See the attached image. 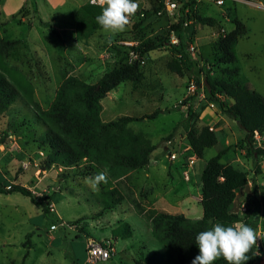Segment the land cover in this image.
<instances>
[{
	"label": "rangeland",
	"instance_id": "1",
	"mask_svg": "<svg viewBox=\"0 0 264 264\" xmlns=\"http://www.w3.org/2000/svg\"><path fill=\"white\" fill-rule=\"evenodd\" d=\"M34 1L35 10L32 0H0V37L20 40L3 57L0 54V71L20 90L17 100L6 112L0 113V182L6 186L24 185L38 197L49 195L52 197L49 206L54 209L43 212L20 192H0V264L145 261L152 251L161 252L163 243L153 236L148 221L136 209L156 208L200 218L203 213L199 200L200 174L206 160L220 150L223 151L221 161L230 162L247 173V184L238 191L234 209L252 217L251 227L264 258V158L253 160L246 155L242 146L245 132L211 101L198 97L193 115L186 113L188 83L193 82L199 93L203 90L206 96V77L221 75L215 42L233 28L234 16L246 28L235 47L239 77L264 97V6L256 3L264 5V0H225L220 7L198 3L196 21L185 29L180 28L185 44L195 46L192 59L197 63L195 71L198 72L185 70L182 75L167 67L170 59L181 56L177 57L175 46L167 43L174 28L164 18L148 17L135 25L138 20L133 16L122 33L98 29L86 38H77L72 13L86 0ZM147 6L140 3L139 11ZM197 15L212 17L215 24H203ZM147 38L162 45L145 54L140 66L142 79L135 85L129 80L123 81L107 93L100 100V117L102 121H109L122 115L141 117L160 110L154 118L129 123L130 128L143 132L155 145L149 169L146 166L149 176L141 175L143 167L119 179L107 175L108 183L94 190L86 183L88 174L74 175L57 165L42 168L48 148L40 143L38 136L44 125L36 118L30 101L47 108L64 74L95 82L118 60V48L129 50ZM183 99L186 104L175 108ZM203 124L215 131L218 142L195 160L186 133L192 125L198 128ZM170 132H173L171 143L167 144L164 137ZM259 135L264 147V133ZM169 152L176 154L174 159L168 156ZM80 165L92 176L107 173L104 168L93 172L87 162ZM64 173L67 176L63 178ZM111 187L121 192L122 199L113 208L103 209L102 200L110 201L112 197H101L100 192ZM241 204L245 205L244 211L239 209ZM125 222L130 225L132 235L125 239L113 237L112 233L123 228ZM89 240H113L110 243L114 250L107 260L89 263L86 260Z\"/></svg>",
	"mask_w": 264,
	"mask_h": 264
},
{
	"label": "trees",
	"instance_id": "2",
	"mask_svg": "<svg viewBox=\"0 0 264 264\" xmlns=\"http://www.w3.org/2000/svg\"><path fill=\"white\" fill-rule=\"evenodd\" d=\"M32 2L35 10V1ZM102 7L106 5L91 4L88 0L79 4L72 13L75 37L86 38L94 31L102 29L95 19ZM157 9L158 6L152 4L151 9L143 10V16L139 15L138 10L134 15L138 20L135 25H139L148 17L154 18ZM197 18L203 24H215V19L212 17L197 15ZM231 22L233 28L219 36L215 42L216 62L220 65L221 75L212 79L206 77V96L203 98L215 104L225 117L237 122L238 127L245 132L242 144L245 153L255 160L260 156L264 158V147L255 145L253 138L255 132L264 133V97L261 93L250 89L239 77V68L235 65L237 59L235 47L238 38L246 33V28L236 16L231 18ZM172 27L178 31L180 37V28L183 27L179 23L173 24ZM19 42V39L9 40L0 37L2 57ZM161 45L162 42L158 43L155 39L147 38L133 49L145 56L147 52ZM174 51L180 53L181 57L170 59L167 63L170 71L180 75L185 70L194 74L198 72L195 71L197 63L189 56L182 37ZM117 54L118 60L95 82L64 74L47 108L43 109L37 102L30 101L36 118L44 125V130L38 136L40 143L48 148L41 162L42 168L48 169L51 165H57L63 168L62 170H67L66 172H73L74 175L92 176L90 171H84L80 167V163L87 162L88 168L93 172L104 168L108 176L119 179L127 172L149 164L155 145L143 132L130 128L129 123L143 118H154L159 109L141 117L122 115L109 121H102L100 117L102 109L100 100L108 92L123 81L129 80L135 85L143 77L141 65L136 62L128 63V49L118 48ZM19 91L18 85L0 71V113L6 112L17 100ZM221 96L224 99H221ZM195 98V95L187 97L188 116L193 115V106L199 102ZM185 104L186 99H183L175 105V108H181ZM193 126L186 133V141L192 153L197 158H202L207 148L217 144L218 138L215 131L206 124L198 128ZM172 134L173 132H170L164 139L170 140ZM222 155L223 151H218L206 160L202 168L200 203L203 213L200 218L192 219L183 214L156 208L136 209V212L148 221L153 236L163 243L161 252L152 251L145 261H136V264H191V260L199 252L195 245V237L198 233L210 230L216 223L226 227L239 223L253 225L250 215L239 213L234 209L238 191L247 184V173L230 162L221 161ZM62 176L66 177L67 173ZM0 192H20L39 205L43 212L50 210L49 201L52 197L49 195L38 197L24 185L6 186L0 182ZM121 195L116 187L102 190L101 197H112L110 201L102 200V208H113L122 199ZM123 225V228L112 233L113 237L125 239L132 235L130 225L127 222ZM109 244L112 246L110 242ZM258 251L260 255H257ZM247 255L250 259L245 264H259L262 251L259 247L253 246ZM213 264H227V262L220 257Z\"/></svg>",
	"mask_w": 264,
	"mask_h": 264
},
{
	"label": "clouds",
	"instance_id": "3",
	"mask_svg": "<svg viewBox=\"0 0 264 264\" xmlns=\"http://www.w3.org/2000/svg\"><path fill=\"white\" fill-rule=\"evenodd\" d=\"M95 2V0H94ZM102 7L95 19L101 28L112 34L127 30L131 18L139 10L135 0H100ZM86 183L94 190H99L101 184H107L106 172H98L86 178ZM195 245L199 252L191 260V264H213L220 257L227 264H245L250 259L247 255L253 246H257L254 229L247 224L224 226L216 223L210 230L202 231L195 237ZM257 255H260L259 251Z\"/></svg>",
	"mask_w": 264,
	"mask_h": 264
},
{
	"label": "built area",
	"instance_id": "4",
	"mask_svg": "<svg viewBox=\"0 0 264 264\" xmlns=\"http://www.w3.org/2000/svg\"><path fill=\"white\" fill-rule=\"evenodd\" d=\"M91 4L101 5L100 0H88ZM138 4L147 3L148 6L146 9H151L152 4L158 6L154 14V18H164L166 21H169L173 24L179 23L181 27H187L189 24L194 23L196 21L195 14L198 3L206 2L210 4H214L218 7L222 6L225 0H135ZM140 16H143V11L140 10ZM182 18V21H180ZM167 43H170L172 46H178L180 43V37L178 35V31L176 29L170 30L169 37L167 39ZM186 50L189 53L191 58L195 57L194 51L195 46L192 43H186ZM177 57H180L181 54L177 53ZM128 63L132 64L134 62L142 65L144 63V55L139 54V52L133 48L128 50ZM197 87L193 82L188 83L187 92L189 95H195V100L198 101V97H204L203 90L201 93L196 91ZM201 99V98H200ZM254 141L257 142V145L261 146V136L259 133H254ZM167 144H170L171 141L168 140ZM168 146V145H167ZM262 147V146H261ZM168 156L171 159H174L176 154L174 152H169ZM193 159V158H191ZM193 162V160L191 161ZM49 209L53 210V206ZM240 210H245V205L241 204ZM55 228V227H54ZM113 247L109 244V241L99 242L95 240L87 241L86 247V260L87 262H97L107 260L111 253L113 252Z\"/></svg>",
	"mask_w": 264,
	"mask_h": 264
},
{
	"label": "crops",
	"instance_id": "5",
	"mask_svg": "<svg viewBox=\"0 0 264 264\" xmlns=\"http://www.w3.org/2000/svg\"><path fill=\"white\" fill-rule=\"evenodd\" d=\"M240 1H245V2H251V0H240ZM257 4H259V5H262V6H264L261 2H256ZM109 93V92H108ZM168 146L166 145L165 146V148H167ZM193 158L196 160V159H198L194 154H193ZM150 161H151V159H150ZM150 163V162H149ZM148 166V169H149V164L147 165ZM144 168V171H143V173H141V175H143V176H146V177H148L149 176V170L147 169V167L145 166V167H143ZM138 169L139 168H137V169H134V170H131V171H129L127 174H130L131 172H133V173H136L137 171H138ZM133 173H131V174H133ZM191 174H192V177L194 178V176H193V171L191 170ZM200 187H201V182H200ZM12 193V192H11ZM199 200H200V193H199ZM111 243H114L113 242V240H111L110 241ZM259 264H264V258H263V256H261V260H260V262H259Z\"/></svg>",
	"mask_w": 264,
	"mask_h": 264
},
{
	"label": "water",
	"instance_id": "6",
	"mask_svg": "<svg viewBox=\"0 0 264 264\" xmlns=\"http://www.w3.org/2000/svg\"><path fill=\"white\" fill-rule=\"evenodd\" d=\"M205 83H206V81H205Z\"/></svg>",
	"mask_w": 264,
	"mask_h": 264
}]
</instances>
